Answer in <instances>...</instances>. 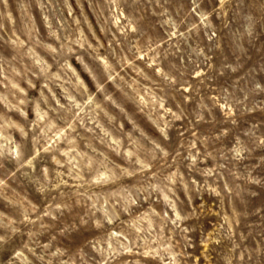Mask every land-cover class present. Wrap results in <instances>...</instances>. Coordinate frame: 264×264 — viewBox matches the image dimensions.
I'll return each instance as SVG.
<instances>
[{"label": "rangeland", "instance_id": "obj_1", "mask_svg": "<svg viewBox=\"0 0 264 264\" xmlns=\"http://www.w3.org/2000/svg\"><path fill=\"white\" fill-rule=\"evenodd\" d=\"M0 264H264V0H0Z\"/></svg>", "mask_w": 264, "mask_h": 264}]
</instances>
